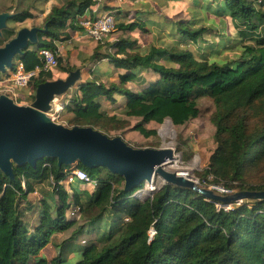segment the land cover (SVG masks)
Returning a JSON list of instances; mask_svg holds the SVG:
<instances>
[{"label":"trees","instance_id":"1","mask_svg":"<svg viewBox=\"0 0 264 264\" xmlns=\"http://www.w3.org/2000/svg\"><path fill=\"white\" fill-rule=\"evenodd\" d=\"M154 2L142 3L145 7L132 16L127 7L109 9L101 2L100 11L115 15V30L89 61L104 60L111 68L84 66L86 78L63 105L72 115L69 123L107 133L127 128L128 119L108 114L104 106L109 104L139 117L136 131L158 136L146 124L170 118L183 125L199 116V99L210 97L216 105L211 120L217 147L204 174L229 190H264V178L251 180L264 164V0ZM95 6V0L53 6L39 44L18 58L25 68L41 65V48L58 50L59 42L72 39V31L83 29L80 18ZM29 12H17L11 20L24 21ZM119 32L127 36L111 41ZM148 35H155L149 44ZM59 61L56 70L30 81V95L19 89L25 94L21 103L33 101L40 83L77 68ZM70 166L45 158L35 167L14 165V179L0 172V264H264V200L219 208L220 202L169 183L143 199L137 193L146 181L126 190L123 176L81 163L89 180L75 177L68 190L60 181ZM51 177L56 182L51 194L31 197ZM66 232L69 237L55 240Z\"/></svg>","mask_w":264,"mask_h":264},{"label":"water","instance_id":"2","mask_svg":"<svg viewBox=\"0 0 264 264\" xmlns=\"http://www.w3.org/2000/svg\"><path fill=\"white\" fill-rule=\"evenodd\" d=\"M16 13L0 12V37L10 28L9 20ZM44 27H22L15 36L0 46V74L15 66V58L23 56L29 46L38 45ZM82 80L80 68L65 78L40 83L34 99L28 104L16 102L12 97L0 95V172L14 179V165L33 167L45 158L58 159L59 166L83 164L88 168L104 167L123 176L126 190L151 183L161 175L166 183L186 187L221 204L230 205L246 199L264 200V190H241L219 195L214 190L198 185L196 180L180 172H171L164 165L173 160L172 148H134L121 136L108 134L92 126H66L56 122L48 113L56 98L71 91Z\"/></svg>","mask_w":264,"mask_h":264},{"label":"rangeland","instance_id":"3","mask_svg":"<svg viewBox=\"0 0 264 264\" xmlns=\"http://www.w3.org/2000/svg\"><path fill=\"white\" fill-rule=\"evenodd\" d=\"M66 0H0V12L2 11H10L12 13H17L20 11H24L25 9H30L28 17L21 22L11 24L9 23V27L14 28L16 31L22 27H44L45 19L49 14L51 8L53 6H60ZM104 1L105 4L109 5V9L127 7V11L129 15H133L135 9H142L144 8L145 2L147 3H154V0H134L133 4L132 1L127 0H98ZM142 3H144L142 5ZM33 7V8H32ZM264 7V5H263ZM32 8V9H31ZM47 10V13L45 11ZM102 13L108 12V10L101 11ZM186 15V14H185ZM187 16V15H186ZM83 30V29H82ZM16 32L13 35H9L7 32L3 33V36L0 37V46H3L7 41L10 40L13 36H15ZM123 37L127 36V34H123L119 32L114 35V38L111 41L117 39L118 36ZM135 37V36H133ZM137 37V36H136ZM155 38V35L146 36L144 37L145 43H151ZM247 43H254L255 41H246ZM104 43V42H103ZM108 44H105L107 46ZM91 44L86 43L85 46L82 48L84 51H87ZM105 49V48H104ZM80 47L76 46V44L71 42H62L58 48L59 58L63 59L65 63H77V65H81L83 56L80 57ZM85 53V52H84ZM87 55V54H86ZM225 55H233L232 52H227ZM15 63L18 61V58H15ZM56 70V69H55ZM4 75V73H2ZM147 77L155 78V74H145ZM1 76V74H0ZM111 79L106 78V81L109 82ZM131 87H135L136 89L139 87L138 83H130ZM20 97L17 99L18 102H22V96L24 93H20ZM69 93H66L59 97L57 100V106H61V104L65 103L69 99ZM198 106L200 108V114L196 118L191 119L187 123L183 125H175L170 118H166L162 123L151 121L146 124L148 129H156L158 131V136H150L146 137L139 131H136L133 126L140 121L139 117L135 116H127L125 115L119 108H116L112 105L105 104L104 108L110 115H118L122 118L128 119L130 121L127 128L123 130H112L110 132H105L103 130H98L108 134L109 136H121L128 144L133 146L134 148H172L174 151V159L171 162H167L164 165V168L171 172H182L186 173L188 176L192 177L199 186L205 187L210 190H214L215 193L225 195L226 193L220 191L219 189L215 188L216 185L213 183V177L211 175L204 174L205 168L209 164V160L211 155L214 153L217 143L215 141L214 135L216 127L212 122V117L216 112V105L212 98L210 97H203L199 99ZM56 109V108H55ZM53 108L49 113L52 116L48 115L54 119L56 122L64 124L66 126H72L69 123V118L72 116L71 114H65L63 109L58 113ZM54 114V115H53ZM111 125L115 126V122H112ZM251 180L254 183L262 181L264 178V164L263 167L259 170H255L252 172ZM70 173L67 174V178L61 181L63 185L69 190V185L72 181ZM96 183V182H95ZM53 182L49 179H44L43 182L38 185L37 192L38 194H33L31 197L38 196L41 192L50 193L53 189ZM166 184V181L161 175H155L149 183L146 181L145 188L142 189L137 193L140 195L141 198H146L152 191L155 189L160 188L162 185ZM223 186H221L222 188ZM236 190H232L233 193ZM228 193V194H230ZM240 203V202H237ZM219 203L218 205H220ZM70 232H66L63 234H58L55 237L56 241H63L67 237H69ZM49 250L47 251L48 256L54 255L53 247H48Z\"/></svg>","mask_w":264,"mask_h":264},{"label":"built area","instance_id":"4","mask_svg":"<svg viewBox=\"0 0 264 264\" xmlns=\"http://www.w3.org/2000/svg\"><path fill=\"white\" fill-rule=\"evenodd\" d=\"M80 24L84 32L90 38L98 43H103L107 40L110 33L115 30V15L110 11L102 13L100 11L99 4H97L93 8L92 14H84L80 18ZM39 55L41 57L42 63L41 65H37L34 69H26L24 63L21 60H18L15 63L13 69L8 70L6 73H4V75L1 74L0 95L6 94L18 102L17 99L20 96L19 89L28 87L30 85V81L40 73L50 72L54 68L58 67L60 63L58 50L46 47L41 48L39 50ZM63 105L64 104L61 105V109L57 110L58 113L63 109ZM49 115L52 116L51 113H49ZM69 169L70 170L68 173L71 175L70 181H73L75 177L80 180H89V175L87 172L79 168L78 164H71ZM51 180L54 184L56 183L53 177H51ZM215 188L226 194L232 192V190L226 189L224 187L221 188V186H215ZM218 207H225L226 209L231 208L230 205H218ZM149 234L151 237H153L156 234L155 228L152 227L149 231Z\"/></svg>","mask_w":264,"mask_h":264},{"label":"crops","instance_id":"5","mask_svg":"<svg viewBox=\"0 0 264 264\" xmlns=\"http://www.w3.org/2000/svg\"><path fill=\"white\" fill-rule=\"evenodd\" d=\"M102 2V1H101ZM101 2L100 1H98V0H95V5H97V4H99V8H100V5H101ZM45 13H47V10L45 11ZM91 13H93V9H92V11L90 12V11H88L86 14H91ZM11 20V19H10ZM9 20V23H11V21ZM13 24L14 23H18V21H13L12 22ZM32 27H34V26H32ZM11 28V27H10ZM30 28V27H29ZM12 29H14V28H12ZM15 30V29H14ZM16 31V30H15ZM18 31V30H17ZM16 31V32H17ZM71 35H72V39H70V40H68V42H71V43H75L76 44V46H79L80 47V57L81 56H83V58H82V63H81V65H77V63H70V65H75L77 68H80L81 69V71H82V80L80 81V82H82L85 78H86V75H85V71H84V66L85 65H90V66H92L94 69H97L98 67H101V70H108L109 68H111V65H109V64H107L106 63V61H101L100 63H92V62H90L89 61V57L93 54V51H94V49H95V47L99 44L98 42H96V41H94L92 38H90L85 32H84V30H81V31H72L71 32ZM64 42H67V41H64ZM60 43H62V42H59L57 45H58V48H59V45H60ZM86 43H89V44H91V46L88 48V50L87 51H84V49L82 48L83 46H85V44ZM103 50H105V49H103ZM85 52V53H84ZM87 54V55H86ZM19 60V59H18ZM62 62H63V59H62ZM64 63V62H63ZM64 64H69V63H64ZM57 68V67H56ZM56 68H54V69H56ZM76 68V69H77ZM69 74V73H68ZM68 74H66V75H61V76H59V77H57V78H65ZM89 76V74L87 75V77ZM57 78H55V79H57ZM106 78H108V77H105V80H106ZM110 79V78H109ZM53 80V79H52ZM80 82H78V84L80 83ZM25 89V91H26V94L27 95H30V93H31V88L28 86V87H26V88H24ZM67 93H69V95H71V91H69V92H67ZM35 94V93H34ZM61 97V96H60ZM59 98V97H58ZM58 98H56L55 99V103H57V99ZM53 102V103H54ZM18 103H21V102H18ZM21 104H28V103H21ZM64 104V103H63ZM62 105V104H61Z\"/></svg>","mask_w":264,"mask_h":264},{"label":"bare ground","instance_id":"6","mask_svg":"<svg viewBox=\"0 0 264 264\" xmlns=\"http://www.w3.org/2000/svg\"><path fill=\"white\" fill-rule=\"evenodd\" d=\"M53 105H54V106H53L54 109L56 108V109H55L56 111L59 110V109H61V106H57V104H56L55 102L53 103ZM170 162H171V161H170ZM180 173L183 174L182 172H180ZM184 174H185V173H184ZM185 175H186V174H185Z\"/></svg>","mask_w":264,"mask_h":264},{"label":"flooded vegetation","instance_id":"7","mask_svg":"<svg viewBox=\"0 0 264 264\" xmlns=\"http://www.w3.org/2000/svg\"><path fill=\"white\" fill-rule=\"evenodd\" d=\"M10 21H11V24H13V23H12L13 21H12V20H10ZM15 32H16V31H15ZM16 33H17V32H16Z\"/></svg>","mask_w":264,"mask_h":264}]
</instances>
